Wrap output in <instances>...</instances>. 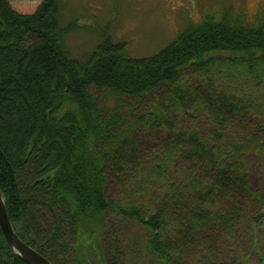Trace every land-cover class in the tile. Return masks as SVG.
<instances>
[{
    "label": "trees",
    "instance_id": "16d2710c",
    "mask_svg": "<svg viewBox=\"0 0 264 264\" xmlns=\"http://www.w3.org/2000/svg\"><path fill=\"white\" fill-rule=\"evenodd\" d=\"M61 19L60 0L30 14L0 0V189L16 232L55 264H91L90 248L100 264H126L122 238L105 237L117 214L148 229L159 264L203 252L209 264L219 233L232 235L250 206L264 210L246 166L256 154L264 167V6L206 15L146 58L107 39L73 59L64 38L75 24ZM92 87L127 96L138 115L104 114ZM146 129L166 133L150 158L138 151ZM108 169L130 175L125 199L107 197ZM0 264H30L1 224Z\"/></svg>",
    "mask_w": 264,
    "mask_h": 264
},
{
    "label": "rangeland",
    "instance_id": "374dc122",
    "mask_svg": "<svg viewBox=\"0 0 264 264\" xmlns=\"http://www.w3.org/2000/svg\"><path fill=\"white\" fill-rule=\"evenodd\" d=\"M21 13H34L42 0H10ZM61 23L75 27L64 38V48L69 57L86 60L107 39L125 44L124 54L131 58L151 57L171 44L193 23H199L206 15H219L233 8L253 14L264 0H60ZM99 107L109 115L115 110L128 121L138 115L127 96L116 95L108 89L92 87ZM148 100H159V95H150ZM134 105V104H133ZM135 106V105H134ZM136 108L138 105L135 106ZM181 124L202 130L210 129L205 118L190 120L176 114ZM139 138L138 151L150 158L154 156L166 133L159 129H146ZM246 166L252 188L264 195V167L256 154L246 157ZM106 195L110 200L125 199L130 194L129 176L119 179L108 169ZM203 178L209 173L198 172ZM264 210L250 206L243 210L232 235L219 233L215 258L209 264H260L264 259ZM105 237L110 234L122 238L125 244L126 264H159L147 252L148 229L137 222L117 214L107 219ZM188 256L184 264H205L206 252ZM91 264H100L93 248L86 251ZM186 258V257H185ZM209 259V257H208ZM264 264V261L263 263Z\"/></svg>",
    "mask_w": 264,
    "mask_h": 264
},
{
    "label": "water",
    "instance_id": "95a60500",
    "mask_svg": "<svg viewBox=\"0 0 264 264\" xmlns=\"http://www.w3.org/2000/svg\"><path fill=\"white\" fill-rule=\"evenodd\" d=\"M0 224L11 246L16 250L20 257L28 261L30 264H54L45 256H43L38 250L27 244L24 240H22V238L18 236L11 222L5 198L1 189Z\"/></svg>",
    "mask_w": 264,
    "mask_h": 264
},
{
    "label": "bare ground",
    "instance_id": "6f19581e",
    "mask_svg": "<svg viewBox=\"0 0 264 264\" xmlns=\"http://www.w3.org/2000/svg\"><path fill=\"white\" fill-rule=\"evenodd\" d=\"M6 202V201H5ZM14 227V226H13ZM15 229V228H14ZM16 231V230H15ZM17 233V232H16ZM18 234V233H17ZM19 236V235H18ZM20 237V236H19ZM21 238V237H20ZM28 244V243H27ZM30 245V244H29ZM31 246V245H30ZM16 251V250H15ZM17 253V252H16ZM18 254V253H17ZM42 254V253H41ZM43 255V254H42ZM44 256V255H43ZM46 257V256H45ZM47 258V257H46ZM48 259V258H47ZM25 260V259H24ZM51 261V260H50ZM28 262V261H27ZM52 262V261H51ZM29 263V262H28ZM55 264V263H54Z\"/></svg>",
    "mask_w": 264,
    "mask_h": 264
}]
</instances>
